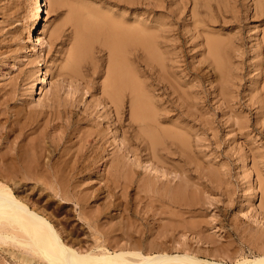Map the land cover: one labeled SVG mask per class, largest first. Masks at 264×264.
<instances>
[{
  "label": "bare ground",
  "instance_id": "6f19581e",
  "mask_svg": "<svg viewBox=\"0 0 264 264\" xmlns=\"http://www.w3.org/2000/svg\"><path fill=\"white\" fill-rule=\"evenodd\" d=\"M35 1L37 3V8H36V12H35V22H34V26H32V29H30L28 31V33L25 36V40L23 39V41H25V44L26 43H29V45H30L29 47L31 49V52L33 51L34 53H37L38 52V49H39L38 48V45L39 44H37V42H36L37 39L35 40V37L38 36V35H36L37 33L38 34H41V32H42V30L40 28V20H42V14L43 13H46L47 14L49 12V10L51 9L53 3H61L64 0H35ZM75 1H77V0H75ZM75 1H73L74 4H75ZM232 1H228V2L232 3ZM68 2H70V1H68ZM80 2H81V0H80ZM104 2L105 3L106 2L108 3L107 0H105ZM112 2H110V4ZM162 2H164V1H162ZM262 2H264V1H262ZM131 3H133V2L130 0V4ZM141 3L146 4L147 6L148 5L156 6L158 4V2L156 0H142ZM165 3H166V0H165ZM193 3H195L194 0H193ZM230 3H229V5H230ZM65 4H67V3H65ZM71 4H73V3H71ZM114 4H115V2H114ZM233 4H234V1H233ZM79 6H81V5L79 4ZM121 6H122V4H121ZM231 6H232V4H231ZM125 7H123V8H125ZM128 7H130V6H128ZM162 7H165V6L162 5ZM85 8H83L85 10L83 12L84 13L86 12L85 13L86 15L84 14V16H83L82 13H81L82 12V8H81V12H80L78 10V9H80L79 7H77V6H73L72 7V9L74 11V14H75V17L78 20V22L76 23L75 28H74L73 41H72L71 47H69V50H68V53H67V57L71 60V62H72L73 65H75L77 63L78 58L81 55L82 51L86 47H88L89 42H87V40H88V37L90 36L89 33L94 34L95 36H100L101 39L103 40V42H105V45L108 47V50H109L108 53L109 54H108V63H107V67H106V74H105L104 79L101 82V91L102 92H100V93L103 94V96H104L103 98L108 103H110V105H111V109L110 110L108 109V110L111 111L112 116H109V117H113V115H114V117L116 118V121H119L120 124H122L121 121L123 122L127 118L126 117L124 119V116L123 115L125 114L124 111L126 112L125 105H126V100H128V118H129L128 119V123H127V125H128L127 127L128 128L126 129L123 126L122 127L121 126H119V127L116 126L117 129H119L121 131L120 132L121 133L120 134L121 136H119V137L122 140V143H123V146L122 147L123 148L120 146L122 148V151L119 154H117V155H114L113 154V155L110 156V158L109 157L107 158L106 157L107 154H103L106 151V145H105L106 140H108V138L105 139L106 138V134H104V131L102 129H97L96 131L95 130H93V131L92 130L91 131H89V130L88 131H84L83 130L82 131V130H80V129L77 128L79 126V124L76 127L79 132H77V133L74 134V138L75 139L74 138H71L72 136H69L68 139H69L70 142H68V143H64V144L61 143L62 145L59 142L51 143V144H43V143L37 144V142L36 143L35 142L34 143H31L29 141L31 144L28 145V143H27L26 145H28V146L25 147L23 145L22 141H21L23 139H21V140L18 139L22 144L21 143H18L19 141L16 142L17 140L14 141V139H13V138H18V136L20 134V133H16L15 132V131H17L16 129L19 126L17 128H15V131H14L15 134H13V138H12L13 142H11V140L9 139V136H10L11 132L14 130V128H8V127H6L4 125V123H1V121H0V241L2 239L3 241L8 242L10 244V245H8L7 247L4 248L5 251L8 252L9 254H14V256L15 255L18 256L20 262L22 261L25 264H264V238L260 237L259 235L258 236L261 239H259L257 241V243L255 242L256 244L252 245V248H251L249 254L248 253L245 254L244 253L245 250L243 252L242 251H238L239 252L238 253V256L235 259H233V260H230V259L229 260H225V259H222V258L221 259H215V258H212V257H202L197 252L193 251L194 249L193 250H189V249L184 248V249H182L180 251H175V252H172V251L169 250V247H167V245H166L168 243V241L171 240L175 244L178 243L179 240L181 241V239H179L178 236H176V234L179 235V233H177L178 232V226L177 225L180 224V223H177V222L175 223L170 217H168V219L169 218L170 219L167 222L162 221V222L157 223V224H156V222L159 221V218H162L161 217V214L165 213L166 210H168L171 206H173V207L174 206H177V207L178 206H182V207L183 206H189V202H188L185 194L183 193L184 192L183 189L180 188L179 185H176V183L173 184L172 183V181H173L172 178H174V177L176 178V176H178L179 180H181V181L183 180V182H185V180L187 179V177H186V179H184L185 176H188V173H186L187 172V165H186L185 159L191 160V157H190L191 156L190 147L192 146L193 140H194L193 139L194 137H192V136L193 135H196V133H197L196 132L195 134H193L194 133V132L192 133V131H194L193 127H191V126L189 127V125H187V124H188L189 121H192V123L201 124L203 127L207 124V119H204V115H206L205 114L206 112L203 115V113H201L202 111H199V109H201V107L199 106V104H200L199 102L201 101V104L203 103V106H204V104H206L207 94H209V93H207L208 91L203 88L201 81H197L196 80V82L195 81H192L191 82L190 81L191 78H190L189 79L190 84H186V82L185 83L182 82V80L180 78L181 76L179 77V73H180L179 70H178L179 67H180V69L181 68H185L187 74H189L190 72L191 73H196V69L193 66H189L188 63H186L185 61H183V59H185L184 56H183L184 58L181 59V57H182V55L184 53L182 55H180L181 52L180 51H178V52L176 51V50H179V49H176L177 48V45L175 43V39H177V38H176V36L174 34L168 32L169 31L168 30L169 28L167 27V25L168 24H171V23H169L167 21V23L165 24V23H163V21L160 20L161 18H159L160 21L158 19L156 20L155 17H157V16H155L153 18L154 19V23H153V19L151 21L152 23H150V22H148V19L147 18H144L142 20H141V18H138V16H139L138 14L134 15V18H133L132 15H131L132 13L130 14V16L132 17V19L130 21H128L127 19H124L125 17L123 18V16L119 18V17H116L117 15L114 16V15L107 14L105 12L104 13H100V11L97 12L94 9L90 10L91 8L90 9L87 8V10H86ZM101 8H103V10H104V7L101 6ZM191 8H193V7H191ZM209 8H211V7H209ZM255 8H256V10H255L256 13L261 12L260 9H257V6H255ZM95 9H97V8H95ZM118 10H119V8H118ZM206 10H207V8H206ZM231 10L232 9H230V11ZM136 11H137V9H136ZM191 11L192 10H190V12ZM125 12H126V10H125ZM147 12H146V14H147ZM149 12H151V11H149ZM155 12H156V10H155ZM168 12L172 13V10L168 9ZM168 12H163V14L162 13H160V14L164 15V13H168ZM112 13H113V11H112ZM238 13H239V11H238ZM156 14H154V15H156ZM220 14H221V12H220ZM168 15L169 14H167V16ZM222 15L224 16L225 14H222ZM251 15L253 16V14H251ZM135 16H137V17H135ZM140 17H141V15H140ZM147 17H149V16H147ZM228 17H229V19H232V18H230V16H226L224 18H227L228 19ZM86 18H87V20H86ZM191 18H192V23H197V22H203L204 21L203 18L198 17V15L195 12L190 13V19ZM149 19H150V17H149ZM170 19H172V18H170ZM215 19H216V17H215ZM220 20H222V19H220ZM85 21L88 22V27L86 26ZM259 21H261V20H259ZM171 22H172V20H171ZM227 22H229V21L227 20ZM251 22H249V23H251ZM253 23H255V21ZM175 24H174V26H176ZM205 24L207 25V23H205ZM171 25H169V27ZM191 25H193V24H191ZM250 25H252V24H250ZM255 25L257 26L256 23H255ZM258 25H262V23L261 24H258ZM43 27L44 26H42V28ZM57 27H58V24H57ZM57 27L56 26H53L52 27V30H50V33H49V37L51 35L55 34V32H56L55 29ZM180 27H182L181 24H180ZM193 27H195V26H193ZM235 27H236V29L238 28L237 26H235ZM248 27H250V26H248ZM46 28H49V27L47 26ZM191 28H192V26H191ZM232 28H234V27H232ZM86 29H88V30H86ZM171 29L172 28L170 27V30ZM250 30H251V27H250ZM184 31H186V30L184 29ZM190 31H191V29H190ZM240 31H237V32H240ZM171 32H172V30H171ZM180 32H182V31H180ZM235 32L236 31H234V34H235ZM261 32H262V36H261L260 41H257V46L259 48H262V51H261L262 58H261V61L259 62V64L257 65L258 67L257 66H254L255 64L253 65L254 67H257V69H258V72L256 71L258 78H256V79H253L252 78L253 79L252 80L253 81V87H252V90H251V93H250V96H251L250 98L252 99V97L254 96V99L256 100V102L257 101L260 102L259 106L257 107L259 109V111H258L259 112L258 118L261 117L262 119H264V27H262V31ZM192 33H194V32H192ZM222 33H224V32H222ZM230 33H232V32H230ZM175 34L177 35L178 34V31ZM184 34H186V33H184ZM191 34H188V35H191ZM197 34H199L200 36H202V39L205 42V48L202 51V53H203V55L206 54V56H205L206 59H204V61L206 62L205 66H204V69L207 70V73H206L207 75H205V78H206V81H207L206 83L208 85H210V87L208 86V88L210 90V95L211 94H214V97L216 95L219 96L218 98H220L223 101L222 103H225L226 106L229 105L228 108L232 106V105H230V102H231V104L233 102H235V104L240 105V102H241L240 101V97L238 98V95H239L238 86H240L239 85L240 83H238L239 81L237 82L235 80V78L238 77L240 74H238V73L236 74V72H235V75H231V73H230V70L231 69L229 68V65L227 64V61H226V57L224 56V53L222 52V50H223V48H222V40L220 39L219 35L217 33L214 34L212 32H209L206 29L204 30V28H201V29L197 30ZM240 34H241V32H240ZM260 35H261V33H260ZM44 36H45V34H44ZM194 37H195V34H194ZM42 39H44V38H42ZM42 39H40V40H42ZM90 39H91V37H90ZM241 39H242V37H241ZM49 40L50 41H49L48 44H51V37H50ZM232 40H234V39H232ZM179 42H181V41H179ZM45 43H46V41H45ZM66 44H68V42ZM179 45L180 44L178 43V46ZM187 45L188 44H186V46ZM236 45H238V43ZM63 46H64V44H63ZM24 47H25V45H24ZM128 47H130V49H131V54H132V58L131 59L133 61H137V62L141 63L139 61L140 60L139 52H141V55H142V59L141 60H143L144 61V64H145V65H142V67H143L142 72H139L138 73L135 69H133V67L131 65H130V68H129V66H127V63H126L127 56H126L125 49L126 48L128 49ZM188 47H189V45H188ZM192 47H193V45H192ZM242 47H243V45H242ZM185 48H187V47H185ZM197 49H198V47H197ZM243 49H245V48H243ZM233 50H235V49H233ZM187 51L189 52V50H187ZM197 51H199V50H197ZM193 52H195V51L193 50ZM193 52L190 51V53H193ZM200 52H201V50H200ZM0 53H1V51H0ZM238 54L240 55V53H238ZM243 54H245V53L243 52ZM253 54H254V52H253ZM36 55H38V54H36ZM197 56H195L196 59H197ZM249 56L251 57V55H249ZM191 57H192V55H191ZM230 57H232V56H230ZM236 57H239V56H236ZM36 58H38V57L36 56ZM243 60L244 59L240 60V63L239 64H242L241 62ZM234 61H238V60H234ZM36 62H38V61L36 60ZM63 62L65 63L64 60H63ZM190 63H191V60H190ZM199 63H201V60H200ZM67 64H68V62H67ZM67 64L65 65V67L67 66ZM252 64H251V66H252ZM46 65H48V64H46ZM51 66H53V65H51ZM65 67H63L64 69L62 68L63 71H66L65 70ZM202 67L203 66H201V68ZM248 67H249V65H248ZM56 68H57V66H56ZM59 68H61V67H59ZM39 70L40 69L38 68V72H40ZM201 70L203 71V68ZM245 71L248 72L246 69H245ZM35 72H36V70H35ZM53 72H55V69H54ZM144 73H148L150 75V77L149 76L147 77V78H151V80L149 79L150 80L149 82H145V80L142 79L141 75L144 74ZM243 74H244V72L242 73V75ZM53 75H54V73H53ZM194 75H191V76L194 77ZM247 75H248V73H247ZM36 76H37V77H35V79H37L36 82H39L41 89H44L45 87H47L46 84H45V81H44V75H43V73H40V74H38ZM51 76H52V74H51ZM54 76H52V77H54ZM184 76H185V73H184ZM196 76H197V73H196ZM71 77H70V79H71ZM99 77H101V76H99ZM182 77H183V75H182ZM2 78H3V75H2ZM239 78H241V76H239ZM249 78L250 77H246L245 78V81H247L246 79H249ZM51 79H53V78H51ZM192 79H194V78H192ZM198 80H200V79H198ZM189 81H187V83ZM193 82H195V83H193ZM206 83H205V85H206ZM246 83H244V84H246ZM244 84H242V86ZM32 85H33V81L31 82L30 89H32V87H33ZM68 85H70V84H68ZM187 86H190L191 89L190 88L187 89L186 88ZM59 87H60V85H59ZM96 87H98V86H96ZM206 87H207V85H206ZM73 88H74V86H73ZM248 89L250 90V88H248ZM248 89H246V90L248 91ZM198 90H200V92H198ZM28 91H30V90H28ZM32 91H33V89H32ZM155 91H157V92H155ZM28 93H27V95H28ZM95 95H96V93H95ZM246 95L247 94H245V96ZM24 96L26 97V95H24ZM248 97H249V95H248ZM213 99H210V101L213 100ZM22 100H24V97H23ZM26 100L27 99L25 98V101ZM27 101L30 102V100H27ZM99 103H97V104H99ZM34 105H36V104H34ZM38 105H39V103H38ZM0 106H1V104H0ZM99 106H102V105L99 104L98 107ZM240 106H242V105H240ZM240 106H239V108H240ZM254 106H256V105H254ZM96 107H97V105H96ZM234 107H232V108L234 109ZM206 108H208V107H206ZM243 108L245 109V107H243ZM217 109L220 110L219 108H217ZM238 109H237V111H238ZM231 110L228 109L227 112L228 111L230 112ZM247 110H245V111H241L240 110V111L241 112H245V114H246V111ZM0 111H2V110H0ZM109 111H107V112H109ZM212 111H214V109ZM222 111L220 110L219 113H221ZM5 112L6 111H3V114H5ZM14 112H15V110H14ZM172 112H173V114H172ZM255 112H257V111H255ZM35 113H37V112H35ZM57 113H59V112H57ZM89 113H91V112H89ZM11 114H10V116H11ZM49 114H51V113H49ZM100 114H101V112H100ZM175 114H178V117H177L178 119L177 120L176 119L171 120L172 116L175 115ZM232 114L235 117H234V119L231 120V125L230 126L233 125V127H232L233 130H236V131H239V132L242 131V129H244L247 126V123L248 122H246V120L245 121L242 120V118L240 117V115L238 113H236L235 111L232 112ZM254 114H256V113H254ZM94 115H95V113H94ZM102 115H103V118H104L105 115L104 114H101V116ZM211 115H212V113H211ZM222 115H224V114H222ZM246 116H247V114H246ZM249 116H250V114H249ZM15 117H16V115H15ZM17 117H19V116H17ZM32 117L33 116H31V120H32ZM205 117H207V115ZM213 117L214 116H212V118ZM242 117H244V116L242 115ZM212 118H210V119H212ZM89 119H87V120H89ZM255 119L257 120V118H255ZM262 119H260V121ZM87 120H86V122H88ZM71 121L73 122L74 120H71ZM77 121H78V119H77ZM77 121H76V123H77ZM82 122H84V121H82ZM108 122H110V121H108ZM254 123L256 124V122H254ZM11 124H12V122H11ZM15 124H17V123H15ZM15 124H13V125H15ZM209 124H210V122H209ZM223 124H224V122H223ZM115 125H116V122H115ZM212 125H213V123L211 124V126ZM260 125L261 124H259V126ZM7 126H10V125H7ZM91 126H92V124H91ZM259 126H258V128H259ZM11 127H13V126L11 125ZM14 127H16V125ZM63 127H65V126L63 125ZM80 127H81V125H80ZM83 127H84V125H83ZM105 127H107V126H105ZM108 127H109V125H108ZM116 127L113 128L114 130L112 129V127L109 128V130L113 134V142H115V144H117L116 143V138H115L116 135H117L116 134ZM214 127L212 126L211 128L214 129ZM260 127L261 128H264L262 126H260ZM59 128H61V127H59ZM65 128H67V127H65ZM196 128H195V131H197L198 129H200V126H199V128H197V130H196ZM226 128H228V127H226ZM248 128H250V127H248ZM11 129H13V130L10 132ZM73 129H74V126H73ZM254 129H255V127H254ZM106 130H108V128ZM62 131H64V130H62ZM75 131H76V129H75ZM214 131H216V129ZM244 131H243V133H247V132H244ZM28 132H30V131H28ZM199 132L197 133L198 135H200ZM200 133H202V132H200ZM228 133H230V132H228ZM58 134H59V132H58ZM64 134H65V132H64ZM66 134H68V133H66ZM225 134H227V132ZM260 134H262V133H260ZM198 135H196V136H198ZM237 135H239V134H237ZM250 135H252V133H250ZM255 135L258 136V137H260L256 133H255ZM11 136H12V134H11ZM61 136H62V133H61ZM214 136H215V134H214ZM239 136H241V138H242V134H240ZM51 138H52V136H51ZM8 139L10 140L9 145H6V148L3 147V149H2V143L3 142H6L7 143L8 142L7 141ZM37 139H39V138L37 137L35 139V141ZM202 139H204V138H202ZM227 139L229 140V138H227ZM238 139L240 140V137H238ZM262 139H264V138H262ZM24 140L27 142V138L26 139L24 138ZM54 140H55V138H54ZM206 140L208 141V139H206ZM216 140H217V138H216ZM256 140H258V139L256 138ZM259 140H258V143L260 142ZM262 141H264V140H262ZM61 142H63V141H61ZM108 142L113 143L112 141H108ZM235 142H236V140H235ZM243 142H241V143H243ZM118 143H119V140H118ZM202 144H205V143H202ZM3 145L5 146V143ZM194 145H197V144L194 143ZM207 145H209V143H207ZM233 145H235V144H233ZM233 145H232V147H233ZM259 145H264V144H258V146ZM107 146L110 147V145H107ZM200 146H201V144H200ZM244 146H246V145H244ZM120 147H119V151H120ZM247 147H252V146H247ZM259 147H261V146H259ZM110 148H112V147H110ZM116 149H118V148H116ZM199 149H200V151H202L201 150L202 149L201 147L198 148V150ZM252 149H254V147ZM260 150H262V148ZM107 151H110V150H107ZM209 151L211 152L212 150H209ZM209 151H208V153H209ZM236 151H237V149H236ZM262 151H264V150H262ZM126 152H128V153L130 152V154L133 155V159H131V158L128 159V156L126 155ZM192 152H193V150H192ZM250 153H251V151H250ZM253 153L255 154V152H253ZM54 154H58V157H57V159H55L54 161H52L51 160V158H52L51 156L52 155L54 156ZM205 154H203V155H205ZM240 154L238 153L239 156H240ZM206 155H208V154H206ZM248 155H250V154H248ZM174 156H175L176 160L177 159L182 160L183 161V162L181 161L182 164L178 165V164L173 163L172 161L174 159L173 158ZM200 156H196V158L197 157H200ZM253 156H255V155H253ZM256 156H257V154H256ZM258 156L260 157L259 154H258ZM212 157H213V155H212ZM255 158H257V157H255ZM142 159H144V161L147 162V165H148L147 167L146 166L145 167L143 166L145 168L144 170H147L148 167L150 166V168L152 169V171H154L153 174L147 173L146 175H143V176H152V177L153 176L154 177L155 176H165V179L164 180L162 178L161 179H157V180H155V183L154 182L151 183V181H148V179H147V180H145L142 183V187L141 186L140 187L142 188L141 190L143 191V193L140 194L141 193L140 190H139L140 193L138 191H135L136 194L133 197H130V207L133 206L132 205V202H133L132 201V198H133V199H135L134 201H136V203L137 202L140 203V205H139L140 207L141 206L143 208L146 207L145 209H143V208L142 209H143V212L145 210V213L146 214L148 213V215L147 216H140V218H137L138 220L132 218L134 216L130 217L131 216L130 215L129 216L130 217V221H127L125 223H121V222L119 223L118 222V223H114V224H109V225H107V227H105L101 223L97 222V219L94 218L92 214H90L91 212L89 213L88 212L89 210L88 211L85 210L86 207H84V205L87 204V200H90V199H88L89 197L87 196L88 195L87 192L80 193L81 191H78L76 189L77 187L79 188V186H80L79 184H78L79 186L77 185V182L78 181L77 182L76 181H72V179H71L72 182H70V180L67 181V178H66V182H65V180H63V178L61 177V176H77V177L78 176L79 177L81 176L82 177V176H93V175L94 176H103V178H104V176H109V177L110 176H119V177L121 176L122 177V176H124V174L127 171H129V173H130L129 176H137L138 177L140 175V173L143 172V171L141 172L140 169H138L139 166H142L143 165V164H141V163H143ZM252 159H253V157H252ZM241 160L243 162H245L247 160V155H244ZM207 162H209V161H207ZM256 163H257V160H256ZM258 163H260V162H258ZM103 164H104V167L102 166ZM211 164H212V162H211ZM257 165L259 166V164H257ZM101 166L103 167V169L101 168ZM183 166H185V167H183ZM191 167H190V169L192 170ZM255 167H256V165H255ZM209 172H211V171H209ZM192 175H194V174H192ZM210 175L214 176L213 174H210ZM260 175H261V172H260ZM260 175H258V176H260ZM16 176H19L20 179H29L30 178L31 180L32 179H35L36 181L38 179V176H46V177L47 176H53V177L54 176H58V177H55L53 181L51 180L52 182L50 181L51 184H50L49 187L45 183L43 184V186L46 185L45 188L42 186L46 191L45 192L43 191L44 193L42 191H40L39 197L40 196H44V195H48V194H53L54 196L55 195H58L60 198H62L64 203H67V202L68 203L69 202L74 203L78 207V209H79L78 210V216L80 218H82L85 221V223H87L92 228V232H93L92 233V236L94 238V245H88V244H86V241L85 242L83 241L84 243L83 242L82 243H79V241H76L75 239H72V237H70V233L69 232H67L64 229H62L61 227H59L60 225L57 224V222L55 221V219L51 215V213L48 210H46L45 207H42V206H40V204L38 205L36 203V201H37L36 199H35L36 201H33L32 198H30V196H26L24 194L23 195L22 194H19L18 193L19 192V189L18 188H22V185L24 183H26V182H23L22 181L23 184L20 182L19 185H16L17 184L16 183V181H17L16 180ZM168 176H172V177H168ZM71 178H73V177H71ZM103 178H100L99 180H101ZM105 178H108V177H105ZM189 178H192V176L191 177L189 176ZM189 178H188V180H189ZM81 179H84V178H81ZM113 179H115V178H113ZM119 180L116 179V181H119ZM134 180H131V181H134ZM83 181H85V180H83ZM89 181H90V179H89ZM123 181H125V180H123ZM80 182H82V181H80ZM189 182H191V179H190ZM192 182L194 184V181H192ZM262 182H264V181H262ZM109 183H110V181H109ZM85 184H88V183H85ZM111 184H110V186H111ZM139 184L140 183L137 182V187H139ZM38 185L39 184H37V186ZM76 185H77V187H76ZM121 185L119 187H122V190H123V186H121ZM132 185H133V183H132ZM135 185H136V182H135ZM81 186H82V184H81ZM87 186L85 188H87ZM191 186H193V185H191ZM84 187H82V189ZM90 187H92V183H91V186ZM99 187H100V185H99ZM108 187H109V185H108ZM185 187H187V186H185ZM189 187H190V184H189ZM254 187H253V185H251L250 188H249V191H248V188L246 189V191H248L247 194H249V197H251V198H252V196H254ZM28 188L29 187H27V189ZM43 188H41V189H43ZM104 188L105 187H103L102 189H104ZM31 189L34 190V187H32ZM49 189L51 191H53V193H50ZM80 189H81V187H80ZM118 189L120 190L121 188H118ZM133 189H135V188H133ZM37 190H38V188L35 187V192ZM88 190L90 191V194H91V190L89 189V187H88ZM111 190H109L108 194H112ZM107 191H108V189H107ZM246 191L244 189V192H246ZM262 191H264V190H262ZM102 192H103V190H102ZM127 193H128V191H127ZM255 193H256V191H255ZM262 193H264V192H262ZM32 195H33V193H32ZM243 195H245V194H243ZM101 196H103V195H101ZM262 196H264V195H262ZM243 198H244V196H243ZM62 199H60V200H62ZM126 199H128V197ZM245 199H247V198H245ZM262 200H264V199H262ZM47 201H51V200L47 199ZM107 201H106V203L104 202L105 203L104 205L102 203L104 209L105 208H108V207L110 208V206H113L114 205V202H112V201L107 202ZM63 202H61V203H63ZM196 202H198V201H196ZM50 203H52V201ZM262 203H264V202H262ZM91 204H92V202H91ZM100 204H101V202H100ZM128 204L129 203H127V205ZM60 205H62V204H60ZM92 205H90V206H92ZM243 205H245V204H243ZM46 207H47V205H46ZM238 207H240V206H238ZM262 207H264V206H262ZM95 208H97V207H95ZM124 208H126V207H124ZM137 208L139 209V207H137ZM190 208H187V209H190ZM240 208H238L237 214H239V216L241 218L243 216H248L247 213H245L243 211L244 209L242 210ZM242 208H243V206H242ZM156 209H158V211H156ZM192 209H194V208L192 207ZM125 210L127 212V209H125ZM57 211L59 213V210H57ZM112 211H113V209H112ZM189 211H187V212H189ZM143 212H141V213L144 214ZM187 212H186V214H187ZM253 212L254 211H252V214H254V216H255L256 213H253ZM53 213H54V211H53ZM192 213L194 214V211ZM108 214H110V213H108ZM122 214H121V216H122ZM129 214H132L131 211H130ZM188 214H190V212ZM101 215H100V217H101ZM105 215H106V213H105ZM175 215H177V213ZM108 216H110V215H108ZM121 216H120V218H121ZM185 216H187V215H185ZM190 216H193V215L191 214ZM190 216H188V217H190ZM195 216L197 217L198 215L196 214ZM259 216H260V213H259ZM191 218L192 217H190V219ZM255 218H256V216H255ZM260 218L262 220V218H264V217H259V219ZM66 219H67V217H66ZM122 219L123 218H121V220ZM165 219H167V217H165ZM176 219L178 220V218H176ZM176 219H174V220H176ZM194 220H196V219H194ZM256 220H254V221H256ZM123 222H124V220H123ZM249 222H251V221H249ZM262 222H264V221H262ZM181 224H183V223L181 222ZM196 224H198V223H196ZM84 225H86V224H84ZM117 225H119V226H117ZM76 226H74V227H76ZM125 226H126V229H125ZM204 226L205 225H203V227ZM184 227H187V226L184 225ZM203 227H202V229H203ZM68 228H70V227H68ZM116 228H119V229L121 228L122 232L121 231H120V233L119 232H116L115 231ZM204 229L206 230V227H204ZM74 230H75V228H74ZM185 230L188 231V229H186V228H185ZM190 230H191V228H190ZM195 230H197V229H195ZM205 230H203V231H205ZM180 231H181V229H180ZM210 232H212V231H210ZM262 232H264V231H262ZM84 233L85 232H83V234ZM183 233L186 235V233L184 231H183ZM197 233H198V231H197ZM204 233H206V232H204ZM71 234H73V233H71ZM184 234H183V236H184ZM258 234H260V233H258ZM148 235H153L154 238L153 239H150V240H147L149 238ZM196 235L197 234L195 233V236ZM241 235H242V233H241ZM254 235H255V233L253 234V238H254ZM183 236H182V238H183ZM192 236H191V238H192ZM262 236H264V235H262ZM211 237H212V235H211ZM255 237H256V235H255ZM197 238L200 239L199 237H197ZM201 238H203V235H202ZM215 239L216 238H214V240ZM183 240H184V238H183ZM3 241H2V244H3ZM196 242H198V241L196 240ZM204 242H208V241H204ZM251 243H252V240H251ZM169 244H171V243H169ZM205 244H207V243H205ZM174 246H178V245L176 244ZM180 246H181V244H180ZM187 248H189V247H187ZM219 257H220V255H219ZM221 257H222V255H221Z\"/></svg>",
  "mask_w": 264,
  "mask_h": 264
},
{
  "label": "rangeland",
  "instance_id": "374dc122",
  "mask_svg": "<svg viewBox=\"0 0 264 264\" xmlns=\"http://www.w3.org/2000/svg\"><path fill=\"white\" fill-rule=\"evenodd\" d=\"M64 1L61 2V3H53L51 9L49 10V12L47 14L46 13L42 14V20H40V28H41L42 32H41V34L37 33L36 35H38V36L35 37V40L37 39L36 40L37 44H39L38 45L39 49H38L37 53H34L33 51L31 52V49L29 47L30 46L29 43L25 44V41H23V39L25 40L26 34L28 33V31L30 29H32V26H34L35 12H36V8H37L36 1L35 0H0V51H1V53H0V99H1L0 100V104H1L0 110H2V111H0V121H1V123H4V125L6 127L14 128V130L13 129L10 130V132L13 130L12 131L13 133L11 132L12 136H11V134L9 136V139L11 140V142H13V140H12L13 134H15V132H16V133H20V134H19L18 138H13L14 141L17 140L16 142H18L19 140L23 139L21 141H22V143H23V145L25 147L30 145L31 143H34V142L35 143L37 142V144H41V143H43V144H51V143H56V142H59L60 144L61 143L64 144V143L70 142L69 139H68L69 136H72L71 138H74V134L79 132L78 129H80L82 131L83 130L84 131H88V130L89 131H91V130L92 131L93 130L96 131L97 129H102L104 131V134H106V138L105 139L108 138V140H106V143H105L106 151L103 154H107L108 155V156L106 155L107 158L108 157L110 158V156L113 155V154L114 155L119 154L122 151L123 143H122L121 138L119 137V136H121L120 135L121 131L119 129H117L116 126H118V127L119 126H121V127L123 126L126 129L128 128L127 127L128 126L127 123H128V119H129L128 118V100H126V105H125L126 112L124 111L125 114L123 115L124 119L126 117L127 118L123 122L121 121L122 124H120L119 121H116V118L114 117V115H113L114 118L113 117H109V116H112L111 111H109L111 109V105H110V103H108L103 98L104 97L103 94L100 93V92H102L101 91V82L104 79L105 74H106V67H107V63H108V54H109L108 52H109V50H108V47L105 45V42H103V40L101 39L100 36H95L94 34L89 33L90 36L88 37V40H87V42H89L88 47H86L82 51V53L79 56L78 61H77V63L75 65H73L71 60L67 57V53H68L69 47H71L72 41H73L74 28H75L76 23L78 22V20L75 17V14H74V11H73L72 7L73 6L79 7L80 9H78V10L80 12H81V8H82V12L81 13H82L83 16L86 13V12L85 13L83 12V11H85L83 8L86 7L85 8L86 10H87V8L88 9L91 8L90 10L94 9L97 12L100 11V13H104L105 12V13L110 14V15H114V16L117 15L116 17H119V18L123 16V18L125 17L124 19H127L128 21H130L132 19V17L134 18V15H136V14L139 15L138 18H141V20L144 19V18H147L148 22H150V23H152L151 21H152V19L155 16H157V17H155L156 20L157 19L159 20V18H161L160 20L163 21V23H165V24L168 21L169 23L172 24V25L171 24L167 25V27L169 28L168 32L174 34L176 36V38H177V39H175V43L177 45L176 49H179V50H176V51L177 52L180 51L181 52V53L179 52L180 55H182L183 53L185 54V55L184 54L182 55L181 59H183L185 57V59H183V61L188 63L189 66H193L196 69V73H197V76H196V73H191L190 72L189 74H187L185 68H181L180 69V67H179V69H178L179 72H180L179 73V77L181 76L180 78H181L182 82L183 83L186 82V84H190V81L191 82L192 81L196 82V80L197 81H201L203 88L205 90H207L208 91L207 93H209V94H207V100H208V101L206 100V104L207 105L204 104V106H203V103L201 104V101L199 100L200 101L199 103L201 104V105L199 104V106L201 107V109H199V111H202L201 113H203V115L206 112L205 114L207 115V117H205L206 115H204V119H207V124H206L207 126L205 125L203 127L201 124L192 123V121H189L188 124H187V125H189V127L190 126L193 127V129H194V131H192V133L194 132L193 134H195L196 132L198 133L199 131L202 132V133L199 132L200 135H198L196 133V135H198V136H196V135L192 136V137H194L193 138L194 140H193L192 146L190 147L191 160L185 159L186 165H187V172L186 173H188V176H185L184 179H186V177H187V179L185 180V182H183V180L182 181L179 180L178 176H176V178L175 177L172 178L173 179L172 183L173 184L176 183V185H179L180 188L183 189V191H184L183 193L185 194V196H186V198H187V200L189 202V206H183V207L182 206H178V207L177 206H174V207L171 206L169 208L170 210L169 209L166 210V212L168 211L167 213L165 212V213L161 214L162 218H159V221H157L156 224L160 223L162 221L167 222L170 218L175 223L176 222L180 223V224L177 225L178 226V232L177 233H179V235L176 234V236H178V238L181 239V241L179 240L180 243L179 242L176 243L178 246H174L176 244L174 242H172L171 240L168 241V243L166 242L167 243L166 244L167 247H169V250L172 251V252L180 251V250H182L184 248L189 249V250H193L194 249L193 251L197 252L202 257H212V258H215V259H221L222 258V259H225V260H229V259L233 260V259H235L238 256V253H239L238 251H242L243 252L245 250L244 253L245 254H247V253L249 254L250 250L252 248V245L256 244L257 241L259 239H261L260 237L264 238V236H262V235H264V232H262V231H264V222H262V221H264V218H262V220H261V218L259 219V217H264V207H262V206H264V203H262V202H264V200H262V199H264V196H262V195H264V193H262V192H264V191H262V190H264V182H262V181H264V151H262V150H264V145H259L261 147L258 146V144H264V141H262V140H264V139H262V138H264V128L260 127V126L264 127V119H262L261 117L258 118L259 109L257 107L259 106L260 102L257 101L258 102L257 103L256 100L254 99V96L252 97V99L250 98L251 97L250 93H251V90H252V87H253V81L252 80L258 78V76H257V72H258L257 67L258 66L257 65L259 64V62L261 61V58H262V53H261L262 48H259L257 46V41H260L261 36H262V32H261L262 31V27H264V2H262L264 0H233L234 4H233L232 0H213V1L212 0H194L195 3H193V0H168V1L166 0V3H165V0H156L158 2V4L156 6H151V5L147 6L146 4L141 3L142 0H134V1L131 0L133 2L131 4H130V0H112L113 2L111 0H107L109 4H110V2H112L113 4L115 2L114 5L111 3L110 4L111 6L107 2L105 3L104 2L105 0H81V2H80V0H77V1H75V0H72V1L71 0H67V1L64 0ZM68 1H70L73 4H71ZM73 1H75L76 5L74 4ZM162 1H164V2H162ZM228 1H232V3L228 2ZM65 3H67V4H65ZM229 3H230V5H229ZM79 4L81 6H79ZM121 4H122V6H121ZM231 4H232V6H231ZM162 5H164L166 8L162 7ZM101 6L104 7V10H103V8H101ZM128 6H130V7H128ZM255 6H257V9H260L262 13L261 12H259L260 14L256 13L255 12V10H256ZM123 7H125V8H123ZM191 7H193V8H191ZM209 7H211V8H209ZM95 8H97V9H95ZM118 8H119V10H118ZM206 8H207V10H206ZM136 9H137V11H136ZM168 9L172 10V13L168 12ZM230 9H232V10L230 11ZM125 10H126L127 13L125 12ZM155 10H156V12H155ZM190 10H192V11L190 12ZM112 11H113V13H112ZM145 11L146 12L148 11L147 14H146ZM149 11H151V12H149ZM238 11H239V13H238ZM163 12H168V13H164V15H162ZM192 12H195L198 15V17L203 18L204 21L203 22L192 23V18L190 19V13H192ZM220 12H221V14H220ZM160 13H162V14H160ZM130 14L132 15V17L130 16ZM154 14H156V15H154ZM167 14H169L168 16L169 17L171 16L170 18H172V19H170L167 16ZM222 14H225V15L223 16ZM251 14H253V16ZM140 15H141V17H140ZM147 16H149L150 19ZM226 16H230V18H232V19H229V17H228V19L224 18ZM135 17H137V16H135ZM215 17H216V19H215ZM220 19H222V20H220ZM86 20H87V18H86ZM171 20H172V22L174 24L176 23L175 24L176 26H174V24L171 22ZM227 20L229 22H227ZM259 20H261V21H259ZM254 21L257 24V26L255 25V23H253ZM249 22H251V23H249ZM153 23H154V19H153ZM205 23H207V25ZM261 23H262V25H258V24H261ZM57 24H58V27H57ZM85 24L88 27V22L85 21ZM180 24H181L182 27H180ZM191 24H193V25H191ZM250 24H252V25H250ZM169 25H171L170 27L172 28L171 29L172 32L170 30ZM42 26H44V27L42 28ZM47 26L49 28H46ZM53 26L57 27L55 29L56 32H55V34L50 36L51 37V44H48L49 41H50L49 40L50 39L49 33H50V30H52ZM191 26H192V28H191ZM193 26H195V27H193ZM235 26H237L238 28L236 29ZM248 26L251 27V30H250V27H248ZM232 27H234V28H232ZM201 28H204V30L206 29L209 32H212L214 34L217 33L219 35L220 39L222 40V48L224 50V51L222 50V52L224 53V56L226 57V61H227V64L229 65V68L231 69L230 70L231 75H235V72H236V74L237 73L240 74L239 76H241V78H239V76H238V77L235 78V80L237 82L239 81L238 83H240L239 84L240 86H238V90H239L238 98L240 97V101L243 103L242 104L240 102V105H242V106L235 104V102H233L232 104L230 102V105H232V106L228 108L229 105L226 106L225 103H222L223 101L220 98H218L219 96L216 95L214 97V94H211L212 96L210 95V90L208 88V86L210 87V85H208L206 83L207 81H206V78H205V75H207L206 74L207 70L204 69V66L206 64V62L204 61V59H206V57H205L206 54L203 55V53H202V51L205 48V42L203 41L202 36L197 34V30H199ZM184 29L186 31H184ZM190 29H191V31H190ZM86 30H88V29H86ZM177 31H178V34L176 35L175 33H177ZM180 31H182V32H180ZM234 31H236L235 34H234ZM237 31H240L241 34H240V32H237ZM192 32H194V33H192ZM222 32H224L225 34L222 33ZM230 32H232L234 35L232 33H230ZM184 33H186V34H184ZM260 33H261V35H260ZM44 34H45V36H44ZM188 34H191V35H188ZM194 34H195V37H194ZM90 37H91V39H90ZM241 37H242V39H241ZM42 38H44V39H42ZM40 39H42V40H40ZM67 39L68 40L70 39V40L68 41ZM232 39H234V40H232ZM45 41H46V43H45ZM179 41H181V42H179ZM65 42L66 43L68 42V44H66ZM178 43L180 44L179 46H178ZM237 43H238V45H236ZM63 44H64V46H63ZM186 44H188L189 47H188V45L186 46ZM191 44L193 45V47H192ZM24 45H25V47H24ZM242 45H243V47H242ZM185 47H187V48H185ZM197 47H198V49H197ZM243 48H245V49H243ZM128 49L127 48L125 49L126 56H127V58H126L127 66H129V68H130V65H131L133 67V69H135L138 73L142 72V70H143L142 65H145V64H144V61L141 60L142 59L141 52H139V57H140L139 61L141 63H139V62L133 61L131 59L132 58L131 49H130V47H128ZM196 49L199 50V51H197ZM233 49H235V50H233ZM187 50H189V52ZM193 50L195 52H193ZM200 50H201V52H200ZM190 51H192L194 54L190 53ZM243 52L245 54H243ZM253 52H254V54H253ZM238 53H240V55ZM36 54H38V55H36ZM188 55L190 57L192 55V57H191L192 59ZM249 55H251V57ZM36 56L38 58H36ZM195 56H197V59H196ZM230 56H232V57H230ZM236 56H239V57H236ZM242 59H244L241 62L243 65L239 64L240 60H242ZM36 60L38 62H36ZM63 60L65 61V63L63 62ZM190 60H191V63H190ZM200 60H201V63H199ZM232 60L233 61L234 60H238L239 62L238 61H234L233 62ZM67 62H68V64H67ZM46 64H48V65H46ZM66 64H67V66L65 67ZM251 64H252V66H251ZM51 65H53V66H51ZM248 65H249V67H248ZM253 65L257 66V67H254ZM56 66H57V68H56ZM201 66H203L202 67L203 71L201 70L202 69ZM59 67H61V68H59ZM63 67H65L66 71H63V69H64ZM38 68L40 69L39 70L40 72H38ZM252 68L253 69L255 68V69L253 70ZM54 69H55V72H53ZM245 69L248 72H246ZM35 70H36L37 73L35 72ZM243 72H244V74H243L244 76L242 75ZM40 73H43L44 81H45V84L47 86L44 89H41L39 82H36L37 79H35V77H37L36 75H38ZM53 73H54L55 76L53 75ZM184 73H185V76H184ZM247 73H248L249 76L247 75ZM51 74L54 77H52ZM181 74L183 75V77H182ZM2 75H3V78H2ZM191 75H194V77L191 76ZM99 76H101V77H99ZM148 76L150 77V75L148 73H144V74L141 75L142 79L145 80V82H149L151 80V78H147ZM70 77H71V79H70ZM246 77H250V78L246 79L247 81H245ZM51 78H53V79H51ZM192 78H194L195 80L192 79ZM189 79H190V81H189ZM198 79H200V80H198ZM32 81H33V85H32L33 86L32 87L33 91H32V89H30V85H31ZM187 81H189V82L187 83ZM195 82H193V83H195ZM205 83H206L207 87H206ZM244 83H246V84H244ZM68 84H70V85H68ZM242 84H244V85L242 86ZM59 85H60L61 88L59 87ZM72 85L74 86V88H73ZM96 86H98V87H96ZM186 88L187 89H189V88L191 89L190 86H187ZM248 88H250V90ZM246 89H248V91ZM28 90H30V91H28ZM155 92H157V91H155ZM198 92H200V90H198ZM27 93H28V95H27ZM95 93H96V95H95ZM245 94H247V95L245 96ZM24 95H26V97ZM248 95H249V97H248ZM23 97H24V100H22ZM25 98L27 100H30V102L27 101V100L25 101ZM210 99H213V100L210 101ZM38 103H39V105H38ZM97 103H99L102 106L98 107L99 104H97ZM34 104H36V105H34ZM96 105H97V107H96ZM254 105H256V106H254ZM239 106H240V108H239ZM206 107H208V108H206ZM216 107L219 108L221 111L222 110L223 111L221 113H219L220 110H218ZM232 107H234V109ZM243 107H245V109ZM238 108L241 111H245V110L248 109L246 111L247 116H246L245 112H241ZM213 109H214V111H212ZM228 109L229 110L232 109L233 111L231 110L230 112L229 111L227 112ZM237 109H238V111H237ZM14 110H15V112H14ZM3 111H6L5 114H3ZM107 111H109V112H107ZM234 111L240 115L242 120H244V121L246 120V122H248L247 126L244 129H242V131H240V132L236 131V130H233L232 129L233 125L230 126L231 125V120L234 119V117H235L232 114V112H234ZM255 111H257V112H255ZM35 112H37V113H35ZM57 112H59V113H57ZM89 112H91V113H89ZM100 112H101V114L105 115L104 118H103V115L101 116ZM49 113H51V114H49ZM94 113H95V115H94ZM211 113H212V115H211ZM254 113H256V114H254ZM10 114H11V116H10ZM172 114H173V112H172ZM222 114H224V115H222ZM241 114L244 117H242ZM249 114H250V116H249ZM15 115H16V117L17 116H19V117L16 118ZM31 116H33L32 120H31ZM212 116H214L215 118L214 117L212 118ZM177 117H178V114H175V115L172 116L171 120H174V119L177 120L178 119ZM209 117L212 118V119H210ZM255 118H257V120ZM77 119H78V121H77ZM87 119H89V120H87ZM260 119H262V120L260 121ZM71 120H74L75 122L74 121L72 122ZM86 120L89 123L86 122ZM76 121H77V123H76ZM80 121L81 122L84 121V122L81 123ZM108 121H110V122H108ZM11 122H12V124H11ZM115 122H116V125H115ZM209 122H210V124H209ZM223 122H224V124H223ZM254 122H256L257 125ZM15 123H17V124H15ZM212 123H213V125H212L213 127L216 125L214 127V129L211 128L212 127L211 126ZM13 124H15L16 127H14L15 125H13ZM78 124H79V126H78ZM82 124L84 125V127H83ZM91 124H92L93 127L91 126ZM259 124H261V125L259 126ZM7 125H10V126H7ZM11 125L13 127H11ZM63 125L65 127H67V128L63 127ZM72 125L74 126V129H73ZM80 125H81V127H80ZM108 125H109V127H108ZM105 126H107V127H105ZM199 126H200V129L197 130V128H199ZM225 126L228 127V128H226ZM258 126H259V128H258ZM59 127H61V128H59ZM111 127H112V129L116 127V134L117 135H116L115 138H116V143L117 144H115V142H113V134L109 130V128H111ZM248 127H250V128H248ZM254 127H255V129H254ZM15 128H17L16 129L17 131H15ZM107 128H108V130H106ZM195 128H196L197 131H195ZM61 129L64 130V131H62ZM75 129H76V131H75ZM215 129H216V131H214ZM28 131H30V132H28ZM243 131L247 132V133H243ZM58 132H59V134H58ZM64 132H65V134H64ZM226 132H227V134H225ZM228 132H230V133H228ZM249 132L252 133V135H250ZM61 133H62V136H61ZM66 133H68V134H66ZM255 133L258 134L261 138L256 136ZM260 133H262V134H260ZM214 134H215V136H214ZM237 134H239V135L242 134V138H241V136H239ZM51 136H52V138H51ZM37 137L39 139H37L35 141V139ZM238 137H240V140L238 139ZM24 138L25 139L27 138V142L24 140ZM54 138H55L56 141L54 140ZM202 138H204V139H202ZM205 138L208 139V141ZM216 138H217V140H216ZM227 138H229V140L231 142ZM256 138L258 140L260 139L259 143H258V140H256ZM9 139L7 140L8 141L7 143L6 142L2 143V149H3V147L6 148V145H9V142H10ZM118 140H119V143H118ZM235 140H236V142H235ZM61 141H63V142H61ZM108 141H112L113 143L108 142ZM241 142H243V143H241ZM4 143H5V146L3 145ZM18 143H21V142L19 141ZM27 143H28V145H26ZM194 143L197 144L198 146L194 145ZM202 143H205V144H202ZM207 143H209V145H207ZM200 144H201V146H200ZM231 144L232 145L235 144V145H233V147H232ZM243 144L246 145V146H244ZM107 145H110V147H112V148H110ZM247 146H252V147H247ZM119 147H120V151H119ZM200 147L202 148L201 150L203 152L200 151V149L198 150V148H200ZM204 147L205 148L207 147V148L205 149ZM253 147H254V149H252ZM116 148H118V149H116ZM261 148H262V150H260ZM236 149H237V151H236ZM107 150H110V151H107ZM192 150H193L194 153L192 152ZM207 150L208 151L212 150V151L211 152L209 151V153H208ZM250 151H251V153H250ZM253 152H255V154ZM205 153L208 154V155H206ZM238 153L239 154L241 153L240 156L238 155ZM194 154L196 156H200V155L201 156L196 158V156ZM203 154H205V155H203ZM248 154H250V155H248ZM256 154H257V156H256ZM258 154L260 155V157L258 156ZM126 155L128 156V159H130V158L133 159V155H131L130 152L129 153L126 152ZM212 155H213V157H212ZM242 155L243 156L247 155V160H246L247 162L246 161L243 162L241 160L242 157H243ZM253 155H255V156H253ZM251 156L253 157V159H252ZM51 157L53 158V159L51 158V160L54 161L55 159H57L58 154H54V156L52 155ZM255 157H257V158H255ZM173 158H174L173 161H172L173 163L178 164V165L182 164L181 163L182 160H179V159L176 160L175 156ZM256 160H257V163H256ZM142 161H143V163H141V164H143V165L139 166L138 169H140V171L141 172L143 171V172L140 173V175L138 177L137 176H129L130 175L129 171H127L124 174V176H122V177L121 176L120 177L119 176H110V177L109 176H104V178H103V176H94V175L93 176H82V177L81 176L80 177L79 176L78 177L77 176H61V177L63 178V180H65V182H66V178H67V181L70 180V182H72V181H76L77 182L78 181L77 185L79 184L80 186L78 185L79 186V188H78L77 185H76V187H77L76 189L78 191H81L80 193L87 192V194H88L87 196L89 197L88 199H90V200H87V204H85L86 206L84 205V207H86L85 210L86 211L89 210L88 212L89 213L91 212L90 214H92L93 217L97 219V222H99L102 225H104L105 227H107V225H109V224H114V223H118V222L119 223L120 222L121 223H125L127 221H130V217H132V216H134L132 218L138 220L137 218H140V216H147L148 215V213L147 214L145 213V210L143 212V209H145L146 207L145 208H143L142 206L140 207L139 206L140 203L137 202L138 203L137 204L136 201H134L135 199H133V198H132V201H133L132 205L133 206L130 207V197H133L136 194L135 191L139 192V190H140L141 193L140 192L139 193L140 194L143 193V191L141 190L142 189L141 187H142V183L145 180L148 179V181H151V183H153V182L155 183V180H157V179H161L162 178L164 180L165 176H155V177L154 176L153 177L152 176H143V175H146L147 173L153 174L154 171H152L150 166L148 167L147 170H144L145 169L144 167L145 166L147 167L148 165H147V162L144 161V159H142ZM207 161H209V162H207ZM211 162H212V164H211ZM258 162H260V163H258ZM257 164H259V166ZM255 165H256V167H255ZM102 166L104 167V164ZM102 166H101V168L103 169ZM189 166L190 167L192 166L191 167L192 170L190 169ZM183 167H185V166H183ZM209 171H211V172H209ZM260 172H261V175H260ZM191 173L194 174V175H192ZM209 173L213 174L214 176L210 175ZM258 175H260V176H258ZM189 176L190 177L192 176V178H189ZM55 177H58V176H54V177L53 176H47V177L46 176H38L37 181L35 179H32L33 180L32 181L30 178L29 179H20L19 176H16V180H17L16 181V183H17L16 185H19L20 182L22 183V181L26 182L24 184L22 183L23 184L22 188H18L19 189L18 193L22 194V195L24 194L26 196H30V198H32L33 201L37 200L36 203L38 205L40 204V206H42V207H45L46 210H48L51 213V215L54 217V219L57 222V224L60 225L59 227H61L62 229H64L65 231L70 233V237H72V239H75L76 241H79V243H82L83 241L84 242L86 241V244L94 245V238L92 236V233H93L92 232V228L87 223H85V221L82 218H80L78 216V210L79 209L74 203H72V202L64 203L62 198H60L58 195L54 196L53 194H48L49 196L48 195H44V196H40L39 197L40 191H42V192L44 191L45 192L46 190L44 188L46 187V185L49 187L51 182L54 180ZM71 177H73V178H71ZM105 177H108V178H105ZM168 177H172V176H168ZM81 178H84V179H81ZM100 178H103V179L99 180ZM113 178H115V179H113ZM188 178H189V180H188ZM71 179H72V181H71ZM89 179H90V181H89ZM116 179L117 180L120 179V180L116 181ZM190 179H191V182H189ZM83 180H85V181H83ZM108 180L110 181V183H109ZM123 180H125V181H123ZM131 180H134V181H131ZM80 181H82V182H80ZM192 181H194V184H193ZM131 182L133 183L134 186L132 185ZM135 182H136V185H135ZM137 182L141 184V185L139 184V187H137ZM44 183L46 185L43 186ZM80 183L82 184V186H81ZM85 183H88V184H85ZM91 183H92V187H90ZM118 183L120 185L122 184L121 186H123V190H122V187H119L120 185ZM37 184H39V185L37 186ZM84 184L86 186L88 185L87 188H85L86 186ZM110 184H111V186H110ZM189 184H190L191 188L189 187ZM99 185H100V187H99ZM108 185H109V187H108ZM191 185H193V186H191ZM251 185H253V187L255 186L254 187V196H252V198L254 197L253 199L251 197H249V194H247ZM185 186H187V187H185ZM27 187H29L30 189L29 188L27 189ZM32 187H34V190L31 189ZM35 187L38 188V190L36 192H35ZM80 187H81V189H80ZM82 187H84V188L82 189ZM88 187L91 190V194H90V191L88 190ZM103 187H105V188L102 189ZM41 188H43V189H41ZM118 188H121L120 189L121 191ZM133 188H135V189H133ZM247 188H248V191H246ZM107 189H108V191H107ZM244 189H245L246 192H244ZM102 190H103V192H102ZM109 190H111L112 194H108ZM49 191H50V193H53V191H51L50 189H49ZM127 191H128V193H127ZM255 191H256V193H255ZM31 192L33 193V195H32ZM243 194H245V195H243ZM101 195H103V196H101ZM243 196H244V198H243ZM127 197H128V199H126ZM59 198L62 199V200H60ZM245 198H247V199H245ZM47 199L51 200L52 203H50L51 201H47ZM109 200L114 202V205L110 206V208L108 207V208L104 209L103 205L106 203V201L110 202ZM196 201H198V202H196ZM61 202H63V203H61ZM91 202H92L93 205L91 204ZM100 202H101V204H100ZM102 203H103V205H102ZM127 203H129V204L127 205ZM60 204H62L63 206L60 205ZM243 204H245V205H243ZM46 205H47V207H46ZM90 205H92L93 207L90 206ZM238 206H240L241 208L238 207ZM242 206H243V208H242ZM95 207H97V208H95ZM114 207L115 208L117 207V208L115 209ZM124 207H126V208H124ZM137 207H139V209ZM192 207L194 209H192ZM187 208H190L191 210L187 209ZM238 208H240L242 210L244 209L243 211L245 213H247L248 216H243L241 218L239 216V214H237ZM112 209H113V211H112ZM125 209H127V212H126ZM52 210L54 211V213H53ZM57 210H59V213H58ZM251 210L254 211L253 213H256L255 214L256 218H255L254 214H252ZM130 211H131L132 214H129ZM156 211H158V209H156ZM185 211L186 212L189 211L190 214H188L189 212H187V214H186ZM193 211H194V214L192 213ZM104 212L106 213V215H105ZM141 212H143L144 214H142ZM108 213H110V214H108ZM174 213L175 214L177 213L178 216L175 215ZM259 213H260V216H259ZM121 214H122V216H121ZM191 214L193 216H190ZM196 214L199 216V217L197 216L198 218L195 216ZM100 215H101V217H100ZM108 215H110V216H108ZM185 215H187V216H185ZM120 216H121V218H123L122 220H121ZM188 216H190L192 218L190 219V217H188ZM66 217H67V219H66ZM165 217H167V219H165ZM168 217H170V218L168 219ZM176 218H178V220L179 221L181 220V221L179 222ZM174 219H176V220H174ZM194 219H196L197 221L194 220ZM123 220H124V222H123ZM254 220H256V221H254ZM249 221H251V222H249ZM181 222L185 226H187L188 228L184 227V225L181 224ZM196 223H198V224H196ZM84 224H86V225H84ZM203 225H205L204 227H206V230L204 229ZM74 226H76V227H74ZM117 226H119V225H117ZM68 227H70V228H68ZM202 227H203V229H202ZM74 228H75V230H74ZM185 228L188 229V231L185 230ZM190 228H191V230H190ZM125 229H126V226H125ZM180 229H181V231H180ZM195 229H197V230H195ZM201 230L202 231L205 230V231L202 232ZM82 231L85 232V233L83 234ZM115 231L119 232V233H120V231L122 232L121 228L120 229L116 228ZM183 231L186 233V235L183 233ZM193 231L197 234L196 236L199 237L200 239H198L195 236V233ZM197 231H198V233H197ZM210 231H212V232H210ZM181 232L184 234V236H183V234ZM204 232H206V233H204ZM71 233H73V234H71ZM241 233H242V235H241ZM250 233L251 234L255 233L256 237L254 235V238H253V234L251 235ZM258 233H260V234H258ZM201 234L203 235V238H201L202 237ZM190 235L191 236L193 235L192 238H191ZM211 235H212V237H211ZM182 236H183L184 240H183ZM148 237H147L148 239L146 238L147 240H150V239L154 238L153 235H148ZM214 238H216V239L214 240ZM196 240L198 242H196ZM251 240H252V243H251ZM2 241L3 240L1 239V241H0V249H1L0 250V264H5V263L6 264H18L20 262L19 257L16 256V255L14 256V254H9L4 249L5 247H7L10 244L8 242H5V241H3V244H2ZM202 241L203 242L204 241H208V242H204L203 243ZM169 243H171V244H169ZM189 243L190 244L192 243V244L190 245ZM205 243H207L208 245L205 244ZM180 244H181V246H180ZM187 247H189V248H187ZM219 255H220V257H219ZM221 255H222V257H221ZM19 264H25V263L21 261Z\"/></svg>",
  "mask_w": 264,
  "mask_h": 264
}]
</instances>
